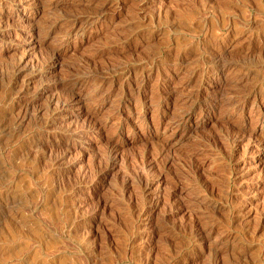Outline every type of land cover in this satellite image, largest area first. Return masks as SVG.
<instances>
[{"label": "rangeland", "instance_id": "374dc122", "mask_svg": "<svg viewBox=\"0 0 264 264\" xmlns=\"http://www.w3.org/2000/svg\"><path fill=\"white\" fill-rule=\"evenodd\" d=\"M0 264H264V0H0Z\"/></svg>", "mask_w": 264, "mask_h": 264}, {"label": "bare ground", "instance_id": "6f19581e", "mask_svg": "<svg viewBox=\"0 0 264 264\" xmlns=\"http://www.w3.org/2000/svg\"><path fill=\"white\" fill-rule=\"evenodd\" d=\"M13 24V23H12ZM38 31V30H37ZM80 74V73H79ZM85 76V75H84ZM74 80V79H73ZM69 87V86H68ZM69 93V92H68ZM72 94V93H71ZM75 97V96H74ZM81 101V100H80Z\"/></svg>", "mask_w": 264, "mask_h": 264}]
</instances>
